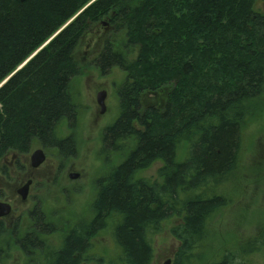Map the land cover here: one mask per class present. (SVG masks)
Masks as SVG:
<instances>
[{
	"label": "trees",
	"instance_id": "1",
	"mask_svg": "<svg viewBox=\"0 0 264 264\" xmlns=\"http://www.w3.org/2000/svg\"><path fill=\"white\" fill-rule=\"evenodd\" d=\"M255 1L0 0V161L27 154L34 140L61 157L74 154V133L58 134L62 121L76 126L81 109L72 89L74 50L102 19L123 32L124 48L106 39L94 63L102 74L117 66L126 77L100 153L108 162L128 150L96 179L90 219L56 244L48 239L56 226L41 210L23 234L17 221L10 229L0 221V264L12 247L24 264H151L153 237L173 217L181 222L171 228L179 242L172 264L199 257L202 264H253L250 254L264 245L259 235L245 250L214 255L207 245L240 173L244 123L264 92V12ZM131 46L137 57L128 61ZM164 85L161 108L142 104V92ZM156 161V179L140 175ZM105 228L117 249L111 258L93 250V235Z\"/></svg>",
	"mask_w": 264,
	"mask_h": 264
},
{
	"label": "rangeland",
	"instance_id": "2",
	"mask_svg": "<svg viewBox=\"0 0 264 264\" xmlns=\"http://www.w3.org/2000/svg\"><path fill=\"white\" fill-rule=\"evenodd\" d=\"M255 9L264 12V0H256ZM100 35L102 37L98 40ZM123 37V32L102 19L92 23L80 38L74 50L79 74L72 82L75 99L81 107L78 122L71 129L62 121L58 129V134L63 136L74 133L76 151L73 155L61 157L57 150L46 149L36 140L32 142L29 152L23 157L27 162L34 150L42 148L45 161L38 168L44 175L40 173L41 175L36 176L38 178L30 185L29 194L21 206L15 203L18 214L15 221L20 234L30 226L37 210H41L56 226L55 231L48 236L53 244L70 226L87 222L91 217L90 206L96 193V179L127 154L126 149L120 154L111 153L107 162L100 153L102 130L118 115L116 87L123 82L126 73L113 66L102 74L94 63L96 53L103 47L106 39H116L123 49ZM124 53L127 60L132 61L137 57V47L125 48ZM169 89V85H164L152 92H142V104L161 108ZM100 90L106 91L103 113L99 112L100 107L96 101V94ZM241 140L240 173L238 172V177L230 188L228 205L216 213L210 225L212 228L208 235L207 250L214 255L230 247L245 250L247 240L257 235L264 240V92L259 106L244 123ZM20 160L23 161L22 157ZM0 165L1 169L6 168ZM159 166L160 162L156 161L140 175L156 179ZM7 171L6 169V174ZM10 174L9 177H15ZM71 174L77 176L71 178ZM2 222L9 229L13 225L12 222L9 226L6 221ZM180 222L181 218L173 217L162 223L153 237L154 256L151 264H164L167 259L170 260L168 264H172L179 242L171 228ZM91 240L97 254L111 258L117 253L109 228L94 234ZM9 256L7 264H24V254L19 248L12 247ZM205 256L209 254L206 253ZM250 257L253 264H264V245L250 254ZM195 262L202 264L203 260L199 257Z\"/></svg>",
	"mask_w": 264,
	"mask_h": 264
},
{
	"label": "flooded vegetation",
	"instance_id": "3",
	"mask_svg": "<svg viewBox=\"0 0 264 264\" xmlns=\"http://www.w3.org/2000/svg\"><path fill=\"white\" fill-rule=\"evenodd\" d=\"M100 37H102V35L98 37V40ZM87 49L89 50L88 44ZM8 155H10L9 158ZM23 156L24 154L9 152L1 159L0 163L2 166L6 167L5 169H0V202H6L11 206L10 213L4 217H1L0 221H6L5 223L8 226L11 222L14 224L16 222L15 219L18 218V214L16 213L17 210L15 211L14 207L15 203L21 206V204L25 202L29 194L30 185L35 181L36 178H38L36 176L42 174L41 170L38 168L39 166L32 167L30 165L29 158L26 162ZM20 157H22L23 161L20 160ZM6 169L8 170V174H6ZM10 172L15 177H9ZM42 175H44V173ZM24 187H27V193L25 197L21 195Z\"/></svg>",
	"mask_w": 264,
	"mask_h": 264
},
{
	"label": "water",
	"instance_id": "4",
	"mask_svg": "<svg viewBox=\"0 0 264 264\" xmlns=\"http://www.w3.org/2000/svg\"><path fill=\"white\" fill-rule=\"evenodd\" d=\"M20 1H25V0H20ZM23 64H21L18 68H20ZM105 96H106V91L105 90H100L96 94V101H97V103H98V105L100 107V113H103L104 110H105ZM44 159H45V155L43 153V150L41 148H38V149L34 150L30 154V157H29L30 165L32 167H37L44 161ZM76 176H77L76 174H71L70 175L71 178H74ZM26 192H27V187H24L22 192H21V195L23 197H25L26 196ZM9 212H10V205L8 203L0 202V217L8 215ZM169 261L170 260L167 259L164 262V264H168Z\"/></svg>",
	"mask_w": 264,
	"mask_h": 264
}]
</instances>
